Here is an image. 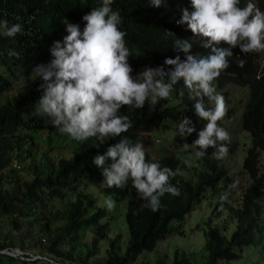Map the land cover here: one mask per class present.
Instances as JSON below:
<instances>
[{"label":"trees","instance_id":"obj_1","mask_svg":"<svg viewBox=\"0 0 264 264\" xmlns=\"http://www.w3.org/2000/svg\"><path fill=\"white\" fill-rule=\"evenodd\" d=\"M248 2L241 0L240 6L244 7ZM99 6L101 0H0V20L8 21L9 26L15 23L23 26V31L15 37L0 36V68L5 71L0 72V95L12 90L15 83L27 79L25 91L0 102V220L10 218L15 227L19 226L17 217L37 223V241H46L42 246L54 260L88 264L87 258L98 250L99 239L108 234L109 221L98 223L108 210L98 208L89 214L83 193H77L75 199H70L65 198V190L72 182L85 176L97 175V184L105 193L128 198L126 221L130 234L129 244L123 254L110 255L104 264H130L140 252L153 249L160 239L175 231L170 225L171 220L183 218L200 201L207 188L216 191L225 174V169L217 167L214 157L208 151L201 158L206 167L196 170L195 180L178 172L181 164L174 154L157 157L145 152L149 161L159 162L161 167H168L176 173L170 178V183L180 192L178 196L165 193L160 198L157 211L145 207L147 202L139 196L129 197L130 190L126 186L107 188L102 185L104 178L101 170L93 163V158L104 154L109 146L118 143L120 139L127 138L135 144L142 139V132L158 127L166 118L176 122V137L180 136L178 125L184 117L192 120L196 129L192 134L196 133L200 124L206 123L198 118L194 105L185 112L180 110L181 104L187 103L188 96L182 79L174 86L173 93L182 98L177 104H171L169 97L159 100L154 110H150L147 102L141 109L123 106L121 114L130 118L132 127L120 137L110 138L103 143L95 137L83 142L72 139L76 145L73 157H61L56 163L44 167L33 163L30 177L9 168L15 155L21 156L23 152L32 154V144L37 135L42 134V131L49 134L54 128L50 118L37 117L29 111V106L36 104L43 95L40 86L44 82L39 77L35 78L33 69L50 61L52 57L49 50L53 43L62 42L63 37L68 35L67 22L79 24L82 31L83 15ZM111 7L122 18L120 29L126 32L124 39L131 53L128 63L133 69V76L143 66H164L167 70L168 66L164 65L166 58L174 59L179 55L184 60L185 54L176 52L174 48L177 38L192 43L190 54L206 56L211 52L201 46V38L194 37L186 24L177 23L182 18L183 9L193 11L190 0H162L160 7H154L150 0H114ZM165 30L175 35H166ZM218 46L230 47L224 42ZM10 51L15 55L10 56ZM231 51L233 55L228 58L230 66L213 81V86L215 83L219 87L225 83L248 86L247 98L241 105L240 124L252 138L242 161V168L251 180L240 195L239 205L230 202V194L224 186V193L220 195L214 212L221 214L222 208L227 207L230 219L236 220V228L228 236L222 227L208 222L204 242L207 257L200 264H225L237 259L241 256L243 246L255 244L257 238L264 234V173L260 170V153L264 149V66H260L254 52L242 53L238 46L231 48ZM241 59L246 61L243 67L238 66ZM220 123L221 120L218 125ZM234 147L231 146V149ZM56 201L59 204L56 205ZM93 223H98V226L92 239V249L85 256L75 255L80 229ZM177 231L183 233L181 229ZM120 237L117 234L112 239V249ZM15 245L13 238L1 240L0 250ZM0 264L55 263L44 258L22 259L0 251ZM172 264H190V261L184 252L176 250Z\"/></svg>","mask_w":264,"mask_h":264},{"label":"clouds","instance_id":"obj_2","mask_svg":"<svg viewBox=\"0 0 264 264\" xmlns=\"http://www.w3.org/2000/svg\"><path fill=\"white\" fill-rule=\"evenodd\" d=\"M113 2L101 0V6L83 15L82 31L79 24L67 22L68 35L62 42L53 43L50 61L33 69L35 78L44 82L40 86L43 95L33 112L35 116L50 118L60 134L76 141L95 137L103 143L120 137L132 127L130 118L121 114L123 106L141 109L147 102L150 110H154L159 100L171 96L174 86L182 79L189 98L196 101L193 104L196 115L206 122L191 144L197 149L194 156L202 158L212 148L215 158H224L231 138L218 121L226 115L227 107L213 81L230 66L231 48L238 46L245 54L264 52V11L251 0L244 7L240 6L241 0H190L193 11L183 9L177 23L186 24L194 37L201 38V46L210 49V54H190L192 43L177 38L174 48L185 54L184 60L179 55L166 58L167 70L164 66H149L133 76L128 63L131 53L124 39L126 32L120 29L122 18L118 11H113ZM150 3L160 7L162 0H150ZM22 31L20 23L9 26L8 21L0 20V36L15 37ZM221 42L230 47H219ZM9 55L15 53L10 51ZM245 63L241 59L238 66ZM195 130L187 117L178 125L182 137ZM93 163L101 170L104 187L123 188L131 180L140 199L147 202L144 206L152 211L160 208V198L165 193L180 195L179 189L170 183L176 173L161 167L159 162L149 161L142 144H133L127 138L109 146L104 154L96 155ZM104 206L112 211L116 202L109 196Z\"/></svg>","mask_w":264,"mask_h":264},{"label":"rangeland","instance_id":"obj_3","mask_svg":"<svg viewBox=\"0 0 264 264\" xmlns=\"http://www.w3.org/2000/svg\"><path fill=\"white\" fill-rule=\"evenodd\" d=\"M254 3L264 11V0H253ZM260 66L264 65V52H254ZM148 66L138 68L136 74L141 72ZM154 68V67H151ZM18 69V68H17ZM0 72H5L0 68ZM26 78L21 83H15L12 90L0 95V102L5 98L19 94L25 91ZM216 92L223 94L226 102L227 113L221 120L220 127L224 128L230 135L234 143H227L228 153L222 159H217L213 156L214 149L209 148L207 151L214 157L217 167L221 166L225 169V174L218 183L216 191H212L209 187L192 209L187 212L181 219H172L170 225L176 230L160 239L155 247L151 250H143L140 252L134 261L130 264H172L176 250L184 252L190 261V264H200L206 260L207 253L204 248L205 230L208 222L211 225L222 227L226 235H230L236 228V220H231L228 216L229 209L222 208L221 214L215 213L214 208L226 186L229 195V200L232 204H240V195L245 187L250 182L248 173L242 168V161L246 153V148L252 143L251 135L244 130L240 124L241 105L246 100L248 94V86H239L234 83H226L221 87L214 84ZM181 96H176L173 92L170 96V103L177 104L181 101ZM207 105V97L204 98ZM195 100L187 96V103L180 106V110L185 112L195 103ZM37 104V103H36ZM29 106V111H35V105ZM211 106V105H209ZM230 110V111H229ZM204 124H200L196 133L190 136L176 137V122L170 118L164 119L158 127L152 128L150 131L142 132V139L137 143L142 144L144 151L151 156L160 157L165 154H174L178 162L181 164L178 172L188 178H196V170L206 167L201 158L194 156L195 148L191 144L198 138V132L202 130ZM43 133L36 136V141L32 144V154L27 155L23 152L21 156H16L12 159L9 168L15 173L24 176H31V167L35 163L37 165H51L61 157L71 158L75 149V143L72 138L66 134H60L54 127L49 134ZM147 140L148 142L144 141ZM231 146H235L231 149ZM25 148V147H24ZM45 162V163H44ZM17 164L21 165L20 168ZM182 164H185L183 166ZM260 170L264 173V149L260 153ZM130 190L129 197H138L136 190L132 187L131 180L126 186ZM65 198L75 199L77 193H83L84 204L87 207L89 214L98 210V208H106L104 200L106 197H111L116 202V207L112 211H108L105 216L99 219L98 223L109 221V231L107 236L99 239L98 250L94 255L89 256L88 264H104L110 255L123 254L130 241L128 224L126 221V212L128 198H118L116 194L105 193L97 184V175L85 176L78 181L72 182L65 190ZM59 204L58 201L55 202ZM264 212V207H263ZM19 226L15 227L11 223L10 218L4 217L0 220V241H8L13 238L16 242L13 248H3L0 251L4 253L15 252L19 250L16 256L22 258V255L28 253L43 254L54 258L45 248L43 244L46 242L41 239L37 241V223H30L28 219L17 217ZM264 223V215L262 218ZM98 223H93L82 227L77 235L75 255L85 256L92 249V239L96 234ZM183 230L179 233L177 230ZM221 229V228H220ZM222 230V229H221ZM120 234V238L115 242L114 249L111 248L112 239ZM45 236V235H42ZM65 245L64 247H66ZM15 256V255H13ZM23 259V258H22ZM264 264V234L262 233L255 244L243 246L241 256L225 262V264Z\"/></svg>","mask_w":264,"mask_h":264},{"label":"built area","instance_id":"obj_4","mask_svg":"<svg viewBox=\"0 0 264 264\" xmlns=\"http://www.w3.org/2000/svg\"><path fill=\"white\" fill-rule=\"evenodd\" d=\"M17 167H20V165L19 164H17ZM11 248V247H10ZM13 248H11V250H12ZM9 252V254H11V255H17V254H19L18 252H19V250H15V252H10V251H8ZM23 259H38V258H44V259H48L50 262H53V263H55V264H77V263H69V262H63V261H56V260H54V258H51V257H49V256H46V255H43V254H33V253H28V254H26L25 256L24 255H22L21 256Z\"/></svg>","mask_w":264,"mask_h":264}]
</instances>
